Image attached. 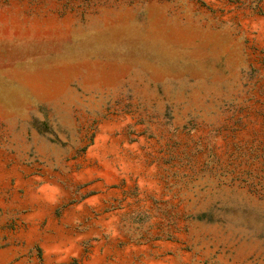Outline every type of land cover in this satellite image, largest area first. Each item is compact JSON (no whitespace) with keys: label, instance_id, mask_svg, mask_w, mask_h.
<instances>
[{"label":"rangeland","instance_id":"obj_1","mask_svg":"<svg viewBox=\"0 0 264 264\" xmlns=\"http://www.w3.org/2000/svg\"><path fill=\"white\" fill-rule=\"evenodd\" d=\"M0 264H264V0H0Z\"/></svg>","mask_w":264,"mask_h":264}]
</instances>
